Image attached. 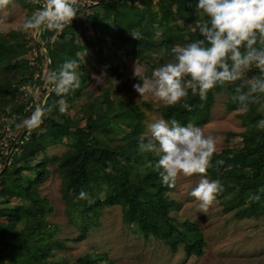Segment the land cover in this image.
Listing matches in <instances>:
<instances>
[{"label": "trees", "instance_id": "trees-1", "mask_svg": "<svg viewBox=\"0 0 264 264\" xmlns=\"http://www.w3.org/2000/svg\"><path fill=\"white\" fill-rule=\"evenodd\" d=\"M152 1L101 0L97 5L80 8L77 17L63 30L43 29L39 42L33 41L37 50L34 67L22 68L19 56L27 50L28 43L24 34L17 31L18 38L14 41L0 35V114L7 111L14 114L10 127L13 129L26 118V111L34 102L32 93L43 86L40 50L44 47L49 71L58 70L68 59H77L80 63L81 87L66 97L73 102L91 82L82 56L77 55L84 49L87 57L96 48L104 47L109 38L114 59L119 56V49L143 64L146 76L150 77L153 68L172 61V46L202 39L195 11L196 0H156L155 4ZM123 3H133V6L122 11ZM78 15L85 16L84 20ZM89 29L93 37H82L78 42ZM132 29H140L145 39L138 42L130 38L122 44V36L129 35L128 31ZM157 30L162 33L160 37L154 36ZM54 34L55 40L50 42ZM108 74L111 81H128L122 73ZM233 87L229 86L227 92L217 87L204 101L189 92L187 103L192 106L191 111L180 105L162 106L160 116L165 120L176 119L181 125L192 123L202 127L209 119L215 94L227 93L225 109L236 111L238 105L230 98ZM27 88L30 94L26 93ZM117 97V93L110 95L107 89L90 100L83 120L73 119L56 108L45 116L39 128L23 133L16 145L11 143L10 148L14 147V151L26 149L27 154L12 153L9 155L12 163L6 161L9 156L4 157L0 179H5L11 199L26 204V213L18 219L11 214L12 207L3 204L0 195V264H6V258H19L24 264H59L49 260L53 248L60 247L61 243L53 239L45 221L51 207L38 192V185L48 173L46 166L52 162L56 163L55 171L61 179V194L68 216L81 218L84 233L100 210L119 204L124 222L136 225L145 239L160 240L172 252L182 247L188 257L203 256L206 242L199 227L190 221L177 223L170 215L176 203L166 193L174 188L163 185L154 170L158 158L151 153L141 155L138 152L145 129L143 113L132 101ZM57 99L55 94H48L45 101L50 105ZM261 119H264V101L250 105L247 113L240 114L244 128L241 145L215 153L207 170V178L219 180L223 188L215 202L236 220L264 218V128L257 124ZM112 126L124 135L118 138L112 132ZM58 133L71 141L70 147L58 157H43L35 162L39 154H45ZM3 138L0 135V142ZM217 160H223L224 164L218 165ZM148 169L151 173H146ZM81 190L88 193V199H78ZM253 195L259 199H251ZM102 262L107 259L98 254H84L76 260V264Z\"/></svg>", "mask_w": 264, "mask_h": 264}, {"label": "rangeland", "instance_id": "rangeland-1", "mask_svg": "<svg viewBox=\"0 0 264 264\" xmlns=\"http://www.w3.org/2000/svg\"><path fill=\"white\" fill-rule=\"evenodd\" d=\"M96 1V0H93ZM101 1V0H97ZM154 4L156 0L152 1ZM43 0H14L13 5L6 9H0V35L10 41L16 40L17 31L28 38L27 50L19 56L22 59V68L34 67L36 65L37 50L33 46V41L39 42V35L44 30L23 31L21 24L34 11L39 9ZM122 11L126 7L133 6V3H123ZM84 20L85 16L78 15ZM189 27H192L189 25ZM59 32V31H58ZM92 38V31L89 29L79 38ZM129 35H123L121 43L125 44L130 40ZM102 48H96L93 54L87 57L82 56L81 60L84 69L91 75L90 85L75 98L73 102L67 100L66 111L63 112L73 119L83 120L88 113L87 103L95 97L101 95L109 89L110 95L117 93V99L132 101L144 115L145 129L141 136L149 134V125L161 119L159 108L163 105L155 102L150 96L140 97L134 90V85L141 83L134 75V64L136 61L140 75L146 76V68L137 59L124 55L117 49L119 56L112 57L110 41ZM55 40V34L50 42ZM45 47L40 50L42 57V79L43 86L37 88L32 93L34 102L28 107L26 117L30 116L36 107L44 104L48 96V86L46 76L49 72V61L45 58ZM170 62L169 60L167 63ZM108 72L122 73L128 78L125 83L111 81ZM255 72V70L253 71ZM247 74L248 78L252 75ZM37 73V72H36ZM35 73V77L38 74ZM103 75V81L98 83L96 77ZM26 93L31 91L25 89ZM227 93L214 95V103L209 111V119L202 130L205 135H211L217 140V151L219 153L225 148H236L241 145V134L244 131L237 111L227 112L225 102L228 100ZM114 97V96H113ZM111 97V98H113ZM55 101V100H54ZM61 113V112H60ZM14 114L7 111L0 114V135L7 141V147L0 149V170L2 160L16 152L20 156L27 154L26 149L14 151L10 148L13 139L22 136L27 130L23 128L10 127ZM81 125L83 121L80 122ZM112 132L118 138L124 134L115 126L111 127ZM4 133V134H1ZM7 134V136H5ZM5 141V142H6ZM71 145V141L66 139L62 133L55 136V141L48 145L45 154H39L35 162L41 158H54L64 153ZM11 153V154H10ZM10 156L7 163H12ZM48 173L44 180L38 185V192L47 199L51 211L45 216V221L52 231L53 239L61 243L60 247H54L52 255L49 256L51 262L59 264H76V260L84 254L103 255L107 262L101 264H264V218L236 220L230 213H224L222 208L214 202L207 213L201 212L193 203L190 191L199 183L200 176L178 177L176 186L169 193V198L176 203V207L171 210V217L177 222L190 221L196 224L206 242L204 254L201 257L186 256L180 247L176 252H172L162 241L153 237L145 239L137 226L126 223L123 219L122 208L119 204L104 207L97 215V218L88 226L84 233L83 222L79 216L70 218L67 213L65 201L62 198L61 179L55 171L56 163L47 164ZM146 173H151L147 170ZM0 195L4 205L12 207L11 214L16 217L25 215L26 204L18 200L11 199L8 195L5 179H0ZM6 264H24L19 258H6Z\"/></svg>", "mask_w": 264, "mask_h": 264}, {"label": "clouds", "instance_id": "clouds-1", "mask_svg": "<svg viewBox=\"0 0 264 264\" xmlns=\"http://www.w3.org/2000/svg\"><path fill=\"white\" fill-rule=\"evenodd\" d=\"M13 3L14 0H0V9ZM82 6V0H43L41 7L23 20L21 28L26 32L61 31L72 23ZM195 11L202 39L172 46V61L153 68L150 77L140 75L135 61L134 75L142 84H135L134 90L140 97L150 96L165 107L180 105L191 111L189 92L204 101L213 89L219 87L227 92L229 86H234L230 98L238 105L236 111L247 113L250 105L264 101V0H196ZM128 32L138 42L145 39L140 29ZM161 35L159 30L154 33L155 37ZM77 55L85 57L87 50ZM79 68L77 59H68L58 70L49 71L48 93L58 99L50 105L45 101L16 127L31 132L54 109L65 112L66 97L81 87ZM254 70L256 74L248 78L247 74ZM103 75L96 77L98 83L103 81ZM257 124L264 128V119ZM148 127L149 134L140 137L139 154L151 153L158 158L154 170L169 189L176 186L178 177L200 176L189 195L197 208L207 213L223 191L219 180L207 178L217 140L205 135L202 128L192 123L181 125L176 119L161 118ZM216 163L223 165L224 161ZM88 198V193L81 190L78 199ZM251 199L259 197L253 195Z\"/></svg>", "mask_w": 264, "mask_h": 264}, {"label": "built area", "instance_id": "built-area-1", "mask_svg": "<svg viewBox=\"0 0 264 264\" xmlns=\"http://www.w3.org/2000/svg\"><path fill=\"white\" fill-rule=\"evenodd\" d=\"M99 3V1H93V0H82V7L81 8H84V7H88V6H94V5H97ZM5 136H7V134L5 135ZM13 140H15V145L17 144V143H19L20 141V138H18V139H13ZM6 141V139L5 138H3L2 140H1V142H0V147H1V150H3L5 147H7L8 145H7V141ZM11 154V153H10Z\"/></svg>", "mask_w": 264, "mask_h": 264}]
</instances>
